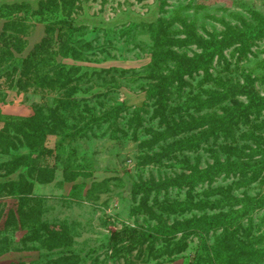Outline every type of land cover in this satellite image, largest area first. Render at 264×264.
<instances>
[{"label":"rangeland","instance_id":"374dc122","mask_svg":"<svg viewBox=\"0 0 264 264\" xmlns=\"http://www.w3.org/2000/svg\"><path fill=\"white\" fill-rule=\"evenodd\" d=\"M239 29L250 39L242 53L238 43L224 48L229 71L239 82L250 73L262 91L264 0H0V264H189L197 236L169 258L163 238L125 254L110 237L181 218L159 204L184 192H153L142 209L130 190L175 172L167 158L143 162L166 142L139 146L149 128L163 129L145 96L155 52L192 55L197 39ZM40 145L33 161L16 159ZM66 248L76 255L59 253Z\"/></svg>","mask_w":264,"mask_h":264},{"label":"trees","instance_id":"16d2710c","mask_svg":"<svg viewBox=\"0 0 264 264\" xmlns=\"http://www.w3.org/2000/svg\"><path fill=\"white\" fill-rule=\"evenodd\" d=\"M245 32L237 30L232 39H197L200 51L192 55L170 48L155 52L145 96L153 102L152 114L163 129L149 128V137L139 146L152 148L166 142L159 151L144 155L143 162L167 158L175 172L158 180L135 181L130 190L140 195L142 209H147L153 192L165 188L184 192L183 198L167 196V202L159 204L162 212L181 218L159 220L147 229L113 232L110 239L115 244L124 242L125 254L160 237L167 241V258L176 257L188 247V238L197 236L189 264H264V228L254 218L258 214L264 218V90L255 85L250 73L239 82L223 53L231 43H238L242 53L250 39ZM162 62L173 66L163 72ZM122 106L106 114H117ZM134 117L140 118V108ZM43 150L40 145L15 157L30 162ZM202 152L211 159L204 166ZM10 185L18 189L20 184L10 181ZM68 252L76 255L70 248L59 251ZM71 258L61 256L53 264H76Z\"/></svg>","mask_w":264,"mask_h":264}]
</instances>
